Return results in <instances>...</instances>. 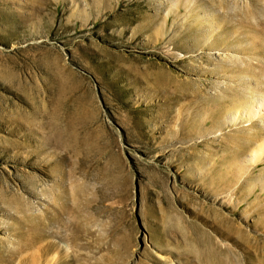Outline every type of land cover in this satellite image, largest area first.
Wrapping results in <instances>:
<instances>
[{
	"label": "rangeland",
	"instance_id": "obj_1",
	"mask_svg": "<svg viewBox=\"0 0 264 264\" xmlns=\"http://www.w3.org/2000/svg\"><path fill=\"white\" fill-rule=\"evenodd\" d=\"M261 102L264 0H0V264H264Z\"/></svg>",
	"mask_w": 264,
	"mask_h": 264
},
{
	"label": "bare ground",
	"instance_id": "obj_2",
	"mask_svg": "<svg viewBox=\"0 0 264 264\" xmlns=\"http://www.w3.org/2000/svg\"><path fill=\"white\" fill-rule=\"evenodd\" d=\"M144 73H145V75H146L149 79H151L156 85L161 84V83L164 82L165 80H168V81H169L168 84H170L171 82H175V81H173L174 78H172V77H167L166 79L162 80L160 74H159V76H158V75L153 74L152 72H146V70H144ZM171 78H172V80H171ZM255 99H256V98H255ZM259 101H262V99L259 98ZM253 109H254V110H253ZM263 109H264V102H263V103H262V102L259 103V106H257V107H256V106L252 107V105H251L250 108H248V109L245 108V110L251 112V113H249V114H256V115H257V113L260 112V110H263ZM242 110H243V109H242ZM255 110H256V111H255ZM253 111L256 112V113H253ZM28 246H29V245H28Z\"/></svg>",
	"mask_w": 264,
	"mask_h": 264
}]
</instances>
